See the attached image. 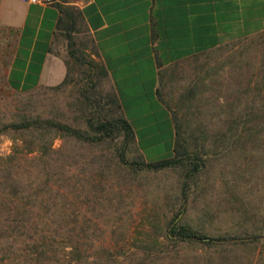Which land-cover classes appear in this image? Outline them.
I'll list each match as a JSON object with an SVG mask.
<instances>
[{
	"label": "rangeland",
	"instance_id": "374dc122",
	"mask_svg": "<svg viewBox=\"0 0 264 264\" xmlns=\"http://www.w3.org/2000/svg\"><path fill=\"white\" fill-rule=\"evenodd\" d=\"M11 51L0 30V129L51 120L89 131L78 79L62 89L17 93L7 82ZM60 53L70 58L65 42ZM263 67L264 31L160 71L163 104L183 124L191 151L207 161L194 178L184 168L135 173L118 165L121 141L84 143L36 126L0 133V264H236L238 255L264 264V243L226 253L168 238L182 210L180 224L212 237L244 228L264 234V133L244 144L227 134L242 109L231 106H244ZM192 90L197 95L188 99ZM162 128L157 136L166 142L145 149L147 162L172 157ZM128 149L130 161L142 154L138 146ZM7 176L13 179L2 188ZM74 248L81 258L71 255Z\"/></svg>",
	"mask_w": 264,
	"mask_h": 264
},
{
	"label": "crops",
	"instance_id": "0c3cea01",
	"mask_svg": "<svg viewBox=\"0 0 264 264\" xmlns=\"http://www.w3.org/2000/svg\"><path fill=\"white\" fill-rule=\"evenodd\" d=\"M62 1L0 0V30L12 47L7 82L15 92L65 80L64 41L58 36ZM69 5L82 11L143 156L146 148L166 142L157 136L164 132L162 124L174 151L172 115L157 92L160 71L264 31V0H74Z\"/></svg>",
	"mask_w": 264,
	"mask_h": 264
},
{
	"label": "trees",
	"instance_id": "16d2710c",
	"mask_svg": "<svg viewBox=\"0 0 264 264\" xmlns=\"http://www.w3.org/2000/svg\"><path fill=\"white\" fill-rule=\"evenodd\" d=\"M62 2L63 4L59 5L62 16L58 23V36L66 43L70 58L66 60L67 76L62 84L55 88H66L78 79L81 102L87 112L86 122L89 131L83 132L80 129L56 121L36 120L35 122L24 121L22 123H13L0 129V133L8 129L17 131L30 130L33 126H36L47 130L55 129L70 138L84 143L99 144L121 141L122 145L117 150L116 156L118 165L124 168L132 169L135 173L160 172L168 169L184 168L188 169L186 173L188 178L197 176L206 167L207 161L203 156L191 151L190 138L186 135L184 126L176 114L172 116L176 137L171 158L147 162L143 154H140L133 161L128 159V148L131 145L138 146L135 130L125 115L109 71L103 63L96 62L91 56L93 54L99 57V54L95 42L88 32L82 11L76 6L69 5V0H63ZM76 68L80 72L79 76L75 74ZM261 70L264 71V67ZM164 79L163 73L160 72L159 83L161 85ZM197 87L199 86L197 85ZM157 92L160 101L163 103L161 86L158 87ZM245 92L250 97L247 98L248 101L244 100L243 102V99L241 100L244 106L239 104L231 106L233 109L239 107H242V109L235 118L234 113L232 114V121H230V128L227 132L228 135L231 134L238 137V142H243V144L246 142L244 138H248L251 135L261 136L264 133V72L259 82L254 87L250 86ZM196 95L197 90H192L189 93L188 99L195 98ZM252 95L254 96L252 97ZM252 123L255 124L252 125ZM11 178L12 176H7V178L2 180V188L3 186L8 187L9 180L13 179ZM13 184L12 194L15 197H20L23 192H21L17 183ZM188 189L187 184H184L183 193L186 199H188ZM2 195H8V193L5 194V191H3ZM183 214L184 210L176 214L169 226L168 238L176 245L201 244L206 248H222L223 252L226 253H238L239 250L244 248L256 250L259 244L264 243V234L255 232L256 230L249 228H242L241 234L226 233L216 237L209 236L194 227L180 224L179 219ZM19 223L22 227L26 228L24 222ZM71 255L78 259L82 257L81 254L77 253L75 248L72 249ZM245 259L247 258L239 255L236 256V264H257L254 262V258H250L249 261Z\"/></svg>",
	"mask_w": 264,
	"mask_h": 264
},
{
	"label": "built area",
	"instance_id": "2783aa9c",
	"mask_svg": "<svg viewBox=\"0 0 264 264\" xmlns=\"http://www.w3.org/2000/svg\"><path fill=\"white\" fill-rule=\"evenodd\" d=\"M24 1L34 4H46V5H50L53 3V0H24Z\"/></svg>",
	"mask_w": 264,
	"mask_h": 264
}]
</instances>
